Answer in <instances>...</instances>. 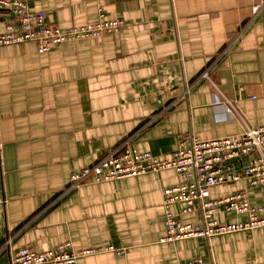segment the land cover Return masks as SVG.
Returning a JSON list of instances; mask_svg holds the SVG:
<instances>
[{
	"label": "crops",
	"instance_id": "crops-1",
	"mask_svg": "<svg viewBox=\"0 0 264 264\" xmlns=\"http://www.w3.org/2000/svg\"><path fill=\"white\" fill-rule=\"evenodd\" d=\"M66 29L104 19L122 28L39 54L34 43L0 47V264L17 249L112 247L76 264H264V228L161 243L163 190L172 170L69 190V177L126 144L165 158L183 138L218 139L264 125L263 0H27ZM11 15L0 16V33ZM208 72V79L202 75ZM249 158L231 165L241 172ZM264 205V187L237 182ZM179 214L178 206L172 207ZM198 208L180 217L199 220ZM217 223L244 222L219 211Z\"/></svg>",
	"mask_w": 264,
	"mask_h": 264
},
{
	"label": "built area",
	"instance_id": "built-area-1",
	"mask_svg": "<svg viewBox=\"0 0 264 264\" xmlns=\"http://www.w3.org/2000/svg\"><path fill=\"white\" fill-rule=\"evenodd\" d=\"M251 13L254 18L264 16V0L253 5ZM9 15L13 21L7 23L4 32L0 33V47L31 42L39 54L64 43L95 39L123 26L122 22L107 20L101 15L98 22L61 29L48 24L44 12L30 10L27 0H0V16ZM202 78L208 79V72ZM122 146L98 159L91 167H84L70 175L69 190L79 188L90 179L96 183L111 182L172 170L179 176L180 183L163 190L165 234L159 242L210 239L264 228V205L251 206L244 191H236L222 198L210 196L211 188L240 179L249 187H264V125L246 127L242 134L218 139L183 138L177 149L165 158L150 152L131 151L126 144ZM1 150L0 143V164ZM244 158L249 159L242 166L241 172L233 171L231 164ZM4 203L5 197L0 186V205ZM174 206L179 207L178 215L172 211ZM197 208L200 212L198 222L183 223L180 220V217ZM222 210L228 214H245L247 219L244 222L217 223L213 217ZM101 252L118 251L112 247L74 251L69 244L43 252L21 247L14 253L10 264H76L80 258ZM179 264L203 263L201 259H195Z\"/></svg>",
	"mask_w": 264,
	"mask_h": 264
}]
</instances>
